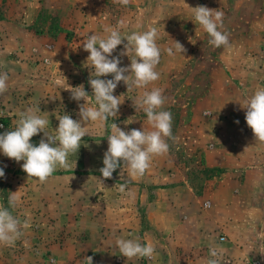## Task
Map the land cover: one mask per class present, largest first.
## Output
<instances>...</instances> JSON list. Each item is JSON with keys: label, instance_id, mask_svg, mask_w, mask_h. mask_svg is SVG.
Instances as JSON below:
<instances>
[{"label": "rangeland", "instance_id": "obj_1", "mask_svg": "<svg viewBox=\"0 0 264 264\" xmlns=\"http://www.w3.org/2000/svg\"><path fill=\"white\" fill-rule=\"evenodd\" d=\"M201 5L224 13L229 46L209 45L192 21L190 7ZM120 21L124 34L158 29L160 79L149 90L164 89L169 151L154 157L142 177L120 168L102 177L110 124L149 128L132 101L143 89L127 92L121 81L113 93L123 101L117 117L103 129L90 124L70 166L45 183L0 152V204L8 207L15 193L13 214L28 224L13 246L0 245V264H87L88 256L93 264H207L212 248L221 252L220 264H264V142L243 107L264 88V0H0V72L9 77L0 95V134L29 107L48 113L49 130L64 113L79 121L84 101L71 99L67 87L83 84L95 103L82 41ZM174 42L186 51L177 52ZM125 43L112 53L120 67L131 62L120 56ZM41 138L30 142L38 146ZM120 237L150 241L154 256L127 260L116 247Z\"/></svg>", "mask_w": 264, "mask_h": 264}, {"label": "clouds", "instance_id": "obj_2", "mask_svg": "<svg viewBox=\"0 0 264 264\" xmlns=\"http://www.w3.org/2000/svg\"><path fill=\"white\" fill-rule=\"evenodd\" d=\"M116 2L128 5L130 0ZM190 8L193 13L192 21L210 37L209 45L215 48L229 46V35L221 30L224 16L222 11L203 5ZM123 27L125 23L120 21L117 27L106 28V35L94 33L87 35L82 41L84 51L89 53L85 65L90 69L88 83L95 103H89V94L83 84L74 88L67 87L71 99L84 101L79 105V121L64 113L56 116L58 127L49 130L48 113L39 115V108L29 107L19 112V118L13 122L15 126L12 130L0 134V152L16 162L23 161L22 169L28 177L45 183L55 171L70 166L69 157L76 155L84 143L83 138L89 135L88 126L98 123L103 129L109 118L117 117L123 101L120 99L121 95L115 96L113 93L121 81L127 86V92L143 89L132 101L136 111L145 113L149 128L124 131L117 123L110 124L108 148L103 157L104 166L99 169L102 177L111 178L118 168L121 172L126 169L131 177H142L149 170L154 157L168 153L167 139L172 137V114L163 110L166 103L164 89L151 87L149 90V86L160 79V73L156 70L161 58V47L157 43L158 29L150 26L142 32L124 34L121 31ZM125 40L127 43L124 44L120 56H128L131 62L126 67H120V57H113L112 53ZM174 45L180 54L186 51L181 43L174 42ZM166 51L173 55L171 48ZM109 74L112 79H101ZM8 79L7 72H0V95L8 90ZM243 107L246 108L245 119L248 127L256 140L264 142V88L255 90ZM133 122L134 120H130L128 124ZM39 133H43V138L38 146H35L30 141ZM4 176L5 172L0 168V177ZM125 187L126 185H120L119 190L124 192ZM8 205L5 207L0 204V245L13 246L22 235L21 229L26 228L28 224L13 214L18 205L15 193L9 197ZM116 247L127 260L145 257L151 259L155 253V247L150 241L142 243L138 237L117 238ZM220 254L218 249H210V256L213 258L209 259L207 264H220L217 259ZM84 260L87 264H93L91 256L85 257Z\"/></svg>", "mask_w": 264, "mask_h": 264}]
</instances>
